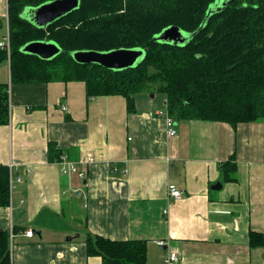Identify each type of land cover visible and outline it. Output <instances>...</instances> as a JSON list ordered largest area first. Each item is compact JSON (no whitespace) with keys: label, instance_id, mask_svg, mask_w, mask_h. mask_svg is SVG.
<instances>
[{"label":"crops","instance_id":"1","mask_svg":"<svg viewBox=\"0 0 264 264\" xmlns=\"http://www.w3.org/2000/svg\"><path fill=\"white\" fill-rule=\"evenodd\" d=\"M0 30L1 42L8 0ZM0 66L10 84L9 63ZM135 102L129 114L122 96L89 99L84 82L10 85L0 165L15 182L0 231L11 264H105L88 255V235L145 241L146 264H166L171 252L176 264H264V247L249 245L250 232L264 234V122L175 120L170 137L156 115L168 112L166 96L145 91ZM52 149L84 178L62 174ZM232 157L236 180L226 182L221 166ZM170 185L185 196L170 197Z\"/></svg>","mask_w":264,"mask_h":264},{"label":"trees","instance_id":"2","mask_svg":"<svg viewBox=\"0 0 264 264\" xmlns=\"http://www.w3.org/2000/svg\"><path fill=\"white\" fill-rule=\"evenodd\" d=\"M55 0H8L10 84L0 83V126L10 122V85L84 82L89 99L122 96L129 114L135 97L149 90L163 94L174 120L230 124L264 122V0H235L214 14L185 46L154 42L164 29L177 26L194 33L216 0H80L76 11L40 28L22 17L26 8ZM35 41H51L62 50L52 60L22 52ZM142 48L135 68L113 71L80 64L71 53ZM54 151V149H52ZM59 161L61 154L53 152ZM226 182L236 180L232 157L222 166ZM10 203V171L0 165V207ZM8 231H0V264H11ZM89 256L105 264H146L145 241H113L88 235ZM251 248L264 247V234L252 231Z\"/></svg>","mask_w":264,"mask_h":264},{"label":"water","instance_id":"3","mask_svg":"<svg viewBox=\"0 0 264 264\" xmlns=\"http://www.w3.org/2000/svg\"><path fill=\"white\" fill-rule=\"evenodd\" d=\"M234 1L216 0L210 4L203 23L194 33H187L177 26H171L160 32L153 41L175 46H185L197 33L204 29L208 20L214 14L223 11ZM79 7L80 0H55L35 8H26L22 17L37 27L44 28L76 11ZM22 52L36 55L42 60H52L61 54L62 50L54 42L35 41L24 46ZM145 53V50L142 48H134L117 49L108 52L77 51L71 53V55L80 64H97L109 70L124 71L138 66L144 60ZM213 188H221V185L218 183Z\"/></svg>","mask_w":264,"mask_h":264},{"label":"built area","instance_id":"4","mask_svg":"<svg viewBox=\"0 0 264 264\" xmlns=\"http://www.w3.org/2000/svg\"><path fill=\"white\" fill-rule=\"evenodd\" d=\"M0 49L2 50H6L8 52V55H10V35H9V31H7L6 36L3 38V40L0 42ZM9 109L11 110V105L9 104ZM156 115L159 117H163L166 121V126H167V131H168V135L170 137H174L177 135V129H176V121L169 115V113L163 110H160L158 112H156ZM93 158L89 157L88 160L86 161V163H91L93 162ZM58 164L61 167V173L64 175H79L81 178H84L83 173L79 172V169L77 168V165L71 161H69L67 159V157L63 156L60 161L58 162ZM11 167H13V165H11ZM12 169V168H11ZM14 169V168H13ZM14 175L11 173V177H10V188L12 189L14 187ZM17 183H23L24 179L22 177H18L16 180ZM169 193H170V197H173L177 200L182 199L185 194L183 191H181L180 189H178L175 185H170L169 186ZM27 235L29 237L33 236V232L30 230L29 232H27ZM158 244L160 246L164 245V242L160 241L158 242ZM180 261V256L175 253V252H171L166 260L165 263L166 264H176Z\"/></svg>","mask_w":264,"mask_h":264},{"label":"rangeland","instance_id":"5","mask_svg":"<svg viewBox=\"0 0 264 264\" xmlns=\"http://www.w3.org/2000/svg\"><path fill=\"white\" fill-rule=\"evenodd\" d=\"M2 34H3V31L0 30V36H2ZM1 68H3V66H0V74H1L2 78H4V75H5V74H4V70H2ZM0 83H2V84H9L8 82L5 83V81H2V82H0ZM146 91L149 92V90H146Z\"/></svg>","mask_w":264,"mask_h":264}]
</instances>
